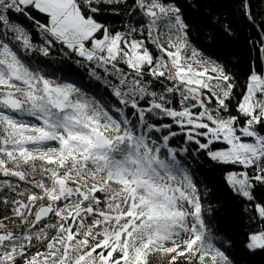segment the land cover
<instances>
[{
  "label": "snow or ice",
  "instance_id": "1",
  "mask_svg": "<svg viewBox=\"0 0 264 264\" xmlns=\"http://www.w3.org/2000/svg\"><path fill=\"white\" fill-rule=\"evenodd\" d=\"M121 4L0 0V264H235L206 220V192L178 159L189 149L171 142L182 136L195 154L239 166L226 183L254 202L264 185V71L254 64L236 98L224 65L190 43L179 7L131 0L140 19L124 30L97 19ZM240 6L253 20L252 0ZM54 49L91 79L31 59ZM254 210L264 221V204ZM245 248L264 251V226Z\"/></svg>",
  "mask_w": 264,
  "mask_h": 264
},
{
  "label": "trees",
  "instance_id": "2",
  "mask_svg": "<svg viewBox=\"0 0 264 264\" xmlns=\"http://www.w3.org/2000/svg\"><path fill=\"white\" fill-rule=\"evenodd\" d=\"M180 8L181 14L189 25V41L198 48L205 57L224 65L235 79L238 87L236 98L241 95L250 70L255 64L257 71H264L258 60L260 29L264 23V0H252L254 19L249 20L241 8V0H169ZM131 0L127 5H104L97 14V19L115 30H124L129 23L140 19L139 12H132ZM131 13V15H130ZM17 22L32 30L33 43L41 44L43 40L37 30L24 17L18 16ZM228 29L225 31V29ZM31 59L47 71L60 72L70 69L77 77L89 80L88 70L78 67L72 61L76 57H65L58 50H52L48 57L38 52L32 53ZM93 88L104 91L103 84L91 80ZM232 114L235 112L236 100L229 101ZM171 146L178 151L187 147L189 152H180L182 159L190 166L194 179L198 182L202 195L206 192L202 203L210 211L206 220L214 236L220 241L229 242L230 257L235 264H264V251L251 252L245 248L248 233L264 226V221L257 217L254 203L264 204V185L257 184L254 191V202L236 195L228 186L225 174L228 171H240L239 166L220 165L209 160L203 152L195 154V144H186L182 136L173 138ZM246 209H248L246 211Z\"/></svg>",
  "mask_w": 264,
  "mask_h": 264
},
{
  "label": "bare ground",
  "instance_id": "3",
  "mask_svg": "<svg viewBox=\"0 0 264 264\" xmlns=\"http://www.w3.org/2000/svg\"><path fill=\"white\" fill-rule=\"evenodd\" d=\"M127 25H128V24H127ZM86 76H87L88 79H91V78L89 77L88 73H86ZM92 80L94 81V79H92Z\"/></svg>",
  "mask_w": 264,
  "mask_h": 264
}]
</instances>
